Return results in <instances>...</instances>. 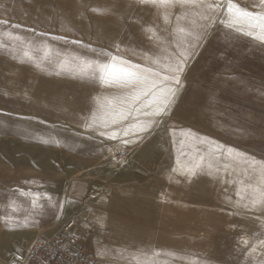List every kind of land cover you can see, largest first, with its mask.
Here are the masks:
<instances>
[{"label": "rangeland", "instance_id": "374dc122", "mask_svg": "<svg viewBox=\"0 0 264 264\" xmlns=\"http://www.w3.org/2000/svg\"><path fill=\"white\" fill-rule=\"evenodd\" d=\"M120 59L176 84L147 140L100 162L114 205L88 229L95 261L264 264V0H0V234L8 191L47 180L45 115ZM66 224L0 237V256Z\"/></svg>", "mask_w": 264, "mask_h": 264}, {"label": "crops", "instance_id": "0c3cea01", "mask_svg": "<svg viewBox=\"0 0 264 264\" xmlns=\"http://www.w3.org/2000/svg\"><path fill=\"white\" fill-rule=\"evenodd\" d=\"M112 61H104V69L108 70L92 72L100 77L90 82L93 86L79 89L77 94L83 95L70 93L72 97L62 98L45 115L54 119L56 133L42 137L51 146L45 154L50 158L46 159L42 177L48 180L55 175L60 183L46 180L33 184L27 176L26 182L8 191L7 207L13 210L3 220L7 234L0 237L7 236L11 244L29 240L30 230L50 231L72 221V233L84 234L75 245L90 253L91 264H112L110 258L95 261L93 235L89 236L88 230L106 221V208L114 205L113 190L102 177L100 162L115 146L131 148L147 140L176 84V68L166 62L151 65L132 64L135 62L125 59ZM55 89L50 91L63 92L62 88ZM21 230L24 234L17 236ZM87 242L93 250L86 249ZM110 255L106 252L104 256Z\"/></svg>", "mask_w": 264, "mask_h": 264}, {"label": "built area", "instance_id": "2783aa9c", "mask_svg": "<svg viewBox=\"0 0 264 264\" xmlns=\"http://www.w3.org/2000/svg\"><path fill=\"white\" fill-rule=\"evenodd\" d=\"M126 153H117V161L123 160ZM72 221L68 222L61 233L37 235L23 251H6L0 259L5 264H91L90 253L75 245L71 236Z\"/></svg>", "mask_w": 264, "mask_h": 264}]
</instances>
